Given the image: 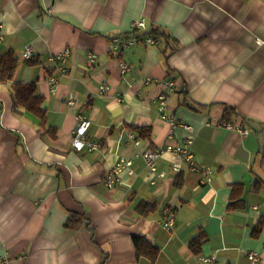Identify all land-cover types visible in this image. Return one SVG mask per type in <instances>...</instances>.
I'll return each mask as SVG.
<instances>
[{"label": "crops", "instance_id": "1", "mask_svg": "<svg viewBox=\"0 0 264 264\" xmlns=\"http://www.w3.org/2000/svg\"><path fill=\"white\" fill-rule=\"evenodd\" d=\"M136 20L145 23L140 31L164 29L169 45L143 38L114 49L111 37H131ZM0 32V53L18 59L13 80H36L46 114L39 127L15 113L9 83H0L1 260L264 264V225L253 231L264 221V0H0ZM27 47L37 64L25 63ZM65 47L67 71L59 73L51 56ZM163 91L166 112L192 132L177 125L169 136L156 108ZM77 115L88 120L95 149L72 147ZM241 125L247 134L235 130ZM187 138L206 172L169 152L159 154L157 172L148 169L146 150ZM120 160L131 164L108 187ZM141 202L152 210L139 212ZM163 207L174 211L171 230ZM70 216L75 226L65 225ZM201 234L194 252L190 242ZM139 236L157 247L154 262L137 254Z\"/></svg>", "mask_w": 264, "mask_h": 264}, {"label": "built area", "instance_id": "2", "mask_svg": "<svg viewBox=\"0 0 264 264\" xmlns=\"http://www.w3.org/2000/svg\"><path fill=\"white\" fill-rule=\"evenodd\" d=\"M145 27V23L143 20H136L131 24V28H137L142 29ZM2 40V33L0 32V41ZM146 42L152 43L153 38L152 37H146ZM135 41V38L133 37H122V36H112L111 42L113 44V48L117 50H121L123 48L131 46ZM70 55V50L65 47L58 53L51 56V60L55 63V68L59 73H65L67 71V61ZM32 56V50L27 47L26 51L23 53V58H30ZM95 61V55L93 53L89 54L87 57V65L89 67L93 66ZM120 71L125 72L128 70V65L126 62L121 61L120 62ZM165 86L167 87L168 92L175 91V85L173 81L170 78L165 79L164 81ZM109 90V86L106 83H102L100 85V91L106 92ZM156 103H157V111L160 115V117L164 120H166L169 124V136L172 135L174 128L177 125H181L186 130H189L192 132V128L190 125L183 124L177 122L175 117L171 114H168L166 112L167 109V92H160L158 96L156 97ZM88 128V120L83 115H77V123L75 127L72 130V137H71V144L72 147L76 150H83V149H95L97 147V143L93 141L92 139H89L86 136ZM235 130L241 134L245 135L248 133V128L245 126H236ZM137 143V141H136ZM191 143L192 139L187 138L182 144H171L167 143L162 147L155 148V149H149L146 150L143 153V158L145 160L146 166L151 172H157V166H156V160L161 152H169L175 155L180 156L187 164L189 165L191 170L194 171H204L205 170L201 165H199L196 161L195 154L191 149ZM131 161L129 160H120L116 165L107 173L105 176V184L108 187H111L117 180H118V174L122 170L124 166H130ZM159 175H161V172H158ZM162 216H163V222L162 226L166 230H171L174 226L175 222V216L174 211L169 207H163L162 208ZM247 257L250 260H256L258 257V254L255 251H249L247 253ZM200 261L204 262H212L214 260L213 257H199ZM0 264H10L7 261L0 259Z\"/></svg>", "mask_w": 264, "mask_h": 264}, {"label": "trees", "instance_id": "3", "mask_svg": "<svg viewBox=\"0 0 264 264\" xmlns=\"http://www.w3.org/2000/svg\"><path fill=\"white\" fill-rule=\"evenodd\" d=\"M131 37L135 38V40H142L145 37H152L153 42L155 44H159L164 42L165 47L169 45V35L167 32L159 27H150L144 31H140L137 28L131 29ZM25 63L28 65H35L37 64V60L30 58H26ZM18 63L17 57L14 55L12 51H6L0 53V83H9V92L13 100V111L15 113L27 112L35 117L37 125L39 127L46 126V114L45 110L41 107V96L37 93L36 90V80H32L29 82H20L17 80H13L14 72L16 70ZM1 108V106H0ZM224 111L227 114H231L233 112V108L229 106L224 107ZM236 117L240 120L246 121V118L239 115L238 113L235 114ZM138 129H142L145 131V136H148V129L141 127ZM139 212L145 213L147 211L144 210H152L153 206L147 203H139L136 207ZM72 217H68L65 225L66 226H75L71 223ZM264 225V221L260 220L256 223L253 231L257 233L259 229ZM202 234L196 236L190 242V246L193 248L194 252H197L200 244L202 242ZM134 245L137 250V254H141L147 256L152 262H154L157 256V247H155L152 243H150L147 239L143 237H135L134 238Z\"/></svg>", "mask_w": 264, "mask_h": 264}]
</instances>
